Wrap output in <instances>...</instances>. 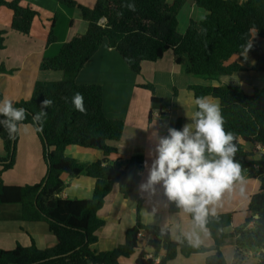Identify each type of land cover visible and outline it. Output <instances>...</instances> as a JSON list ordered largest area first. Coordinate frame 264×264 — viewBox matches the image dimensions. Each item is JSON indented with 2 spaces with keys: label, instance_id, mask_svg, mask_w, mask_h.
<instances>
[{
  "label": "trees",
  "instance_id": "1",
  "mask_svg": "<svg viewBox=\"0 0 264 264\" xmlns=\"http://www.w3.org/2000/svg\"><path fill=\"white\" fill-rule=\"evenodd\" d=\"M58 1L69 8L80 9L88 23V31L65 43L55 57L42 61V71L62 72V80L36 83L31 100L15 105L25 108L28 113L19 126L34 127L42 143L46 175L35 185L0 183V206H19L22 221L46 223L57 243L45 250L34 244L17 246L10 251L0 249V264H121V258L129 259L141 250L142 240L138 237L141 231L150 237L148 246L153 255L149 257L143 250L134 264H167L180 254L189 258L208 253L210 250L190 243L183 236L173 240L169 231L144 225L141 221L142 199L136 209V224L127 231L125 243L111 251L97 249V232L105 226L99 212L115 186L124 198L133 193L140 184L145 159L135 156L114 164L104 159L84 165L66 156L69 146L99 150L106 157L116 154L118 150L111 143L120 142L125 128L123 120L106 116L102 86L78 84L77 77L104 43L116 50L137 74L142 72L144 63L157 62L168 51H173L177 65H184L188 74L204 81H220L242 72L264 74V51L254 41L248 52L255 60L252 67L246 68L237 62L228 64L234 56L243 53V46L255 35L253 30H257L256 35L264 40V0H248L245 4L236 0H195L196 6L208 10L210 15L200 24L192 20L184 35L178 32V15L186 0H174L171 4L168 0H97L94 8L84 7L75 0ZM126 3H134L136 11L122 7ZM1 8L12 12L11 29L23 35L30 34L34 20L40 16L39 11L22 0H0ZM119 12L123 15H117ZM55 21L56 17L50 26L48 44L56 41ZM202 28L207 29L206 34L200 31ZM5 35V31H0V50L5 47ZM5 72L7 70L0 67V73ZM138 86L151 92L153 103H162L152 84ZM189 90L195 97L210 96L220 101L225 130L236 136L235 160L242 166V175L260 183L259 191L247 205L251 216L232 232L226 231L232 227L234 213L209 214L205 227L216 249L207 257L206 264H228L219 248L220 240L226 238L235 240L232 264H243L245 254L253 249L260 251L257 264H264V87L255 88L252 94L228 84L195 85ZM76 92L84 97L86 113L76 111L71 104ZM46 98L53 104L44 109L48 114L43 131H37L32 116L41 110V103ZM0 100H3L1 92ZM0 139L6 152V156L0 158L2 174L15 166L19 133L9 139L7 131L0 126ZM246 144L263 150L260 159L248 160L255 153L246 151ZM64 175L70 179L82 175L95 179L92 198L61 199L59 195L68 185L62 178ZM169 208L173 214L180 210L170 201ZM162 251L164 254L157 263Z\"/></svg>",
  "mask_w": 264,
  "mask_h": 264
},
{
  "label": "crops",
  "instance_id": "2",
  "mask_svg": "<svg viewBox=\"0 0 264 264\" xmlns=\"http://www.w3.org/2000/svg\"><path fill=\"white\" fill-rule=\"evenodd\" d=\"M78 4L94 8L97 0H75ZM245 4L248 0H236ZM171 4L174 0H168ZM22 3L31 6L40 12L32 24L29 35L17 33L11 29L12 12L7 8L0 9V31H5V47L0 50V67L7 72L0 73V92L3 99L8 98L19 103L29 102L38 82H54L63 78L62 72L42 71L40 66L45 58L59 54L65 43L76 35H84L88 31V23L83 19L78 8H69L58 0H22ZM195 5V0H186L178 15V32L184 35L194 18L189 16V10ZM198 9H201L197 7ZM56 17L54 33L56 41L48 44V35L52 20ZM254 43L263 48L264 40L257 35ZM237 62L246 68L255 64L250 54L234 56L228 64ZM81 85L98 84L103 89V109L108 118L123 120L125 124L122 139L118 143H111L117 148V153L106 157L102 151L85 149L79 146H69L66 156L75 159L78 163L89 165L107 159L110 164L129 160L135 156H143L148 166L155 158V143L153 133L160 136L168 134L169 127L182 129L188 123L186 112L190 115L196 106L194 93L190 86L207 85L220 86L222 84L241 87L247 94H252L255 88L264 87V74L253 72L237 73L231 77H224L220 81H204L186 72L184 65H177L173 51H168L157 62L144 63L140 74L132 72L122 56L104 43L95 56L86 64L77 77ZM142 84H152L156 96L162 103L152 102L150 91L139 87ZM213 98V97H212ZM219 102L218 99L213 98ZM147 129V130H145ZM19 139L15 166L12 170L0 174V183L8 186H25L39 184L46 175V165L43 157L42 143L31 125H21L18 129ZM245 150L255 154L248 160H258L263 153L260 147L253 148L246 144ZM6 152L0 139V158ZM148 168L141 173L140 184L146 181ZM63 180L68 184L59 195L61 199L88 200L93 196L96 180L88 176L70 179L64 175ZM245 178V183H235L230 190H226L220 201L214 205L216 214L234 213L232 227L226 232L243 225L251 213L247 205L251 197L259 191L260 183L257 180ZM139 184V185H140ZM138 187L128 198H124L117 186L107 197L99 218L105 221V226L98 230L97 249L111 251L123 245L127 231L134 227L137 219V205L143 200L141 221L146 226H156L162 231H169L173 240L181 236L187 239L186 234L194 232L192 241L196 246L210 250L206 254H196L189 258L181 254L167 264H206L209 255L215 253V242L209 231H203L193 225L190 215L179 210L171 213L169 200L164 194L162 185H157L155 193L140 192ZM244 191L241 193V188ZM19 206H0V249L10 251L17 246L30 247L34 244L38 249L45 250L57 243L46 223H31L21 220ZM253 223L250 224V227ZM196 237L199 238L197 243ZM150 237L141 239V250L147 251L152 257L153 251L148 246ZM219 248L228 264L234 261L236 250L235 240L221 239ZM140 251L129 259L121 258V264H134ZM164 252L156 260L159 263ZM260 251L248 250L243 264H257Z\"/></svg>",
  "mask_w": 264,
  "mask_h": 264
},
{
  "label": "clouds",
  "instance_id": "3",
  "mask_svg": "<svg viewBox=\"0 0 264 264\" xmlns=\"http://www.w3.org/2000/svg\"><path fill=\"white\" fill-rule=\"evenodd\" d=\"M129 11H136L134 3L123 4ZM117 15L122 16L119 12ZM210 15L206 9H198L193 5L189 16L197 22H203ZM207 32L206 28L200 30ZM255 35L243 46L242 56L247 59L248 52L253 48ZM67 99V98H66ZM53 104L51 99H44L41 110L33 116L37 131H43V123L47 111ZM71 104L76 111L86 113L84 97L76 92L71 98ZM196 110L190 115L186 112L188 123L182 129L168 128L166 136L153 133L156 140L155 158L151 165L145 162L148 168L146 181L139 185L140 192L155 193L157 185H162L164 194L170 202L186 214H190L195 227L206 231L209 214L215 216L216 205L223 193L230 190L237 182L244 184L241 164L235 160L238 151L234 143L236 136L233 132L225 130V120L219 102L210 96L194 98ZM25 108H17L11 99L0 100V126L14 139L19 124L27 119ZM147 130V129H145ZM244 189L241 188V193ZM194 232L187 233L191 242ZM197 243L199 238L196 237Z\"/></svg>",
  "mask_w": 264,
  "mask_h": 264
},
{
  "label": "built area",
  "instance_id": "4",
  "mask_svg": "<svg viewBox=\"0 0 264 264\" xmlns=\"http://www.w3.org/2000/svg\"><path fill=\"white\" fill-rule=\"evenodd\" d=\"M144 236H145V233H144L143 231H141V232L139 233V235H138V237H139L140 239H142Z\"/></svg>",
  "mask_w": 264,
  "mask_h": 264
},
{
  "label": "rangeland",
  "instance_id": "5",
  "mask_svg": "<svg viewBox=\"0 0 264 264\" xmlns=\"http://www.w3.org/2000/svg\"><path fill=\"white\" fill-rule=\"evenodd\" d=\"M33 128H34V127H33ZM252 226H253V225H252ZM252 226H251V227H252ZM258 251H259V250H258ZM140 252H141V251H140Z\"/></svg>",
  "mask_w": 264,
  "mask_h": 264
}]
</instances>
